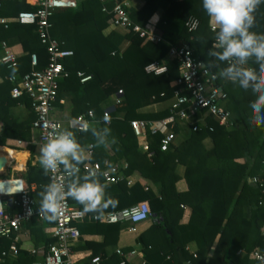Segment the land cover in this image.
Returning <instances> with one entry per match:
<instances>
[{
  "label": "trees",
  "instance_id": "obj_1",
  "mask_svg": "<svg viewBox=\"0 0 264 264\" xmlns=\"http://www.w3.org/2000/svg\"><path fill=\"white\" fill-rule=\"evenodd\" d=\"M114 1L121 0H106L104 3L111 9ZM102 4L101 0H77L76 7L56 9L50 18L52 36L63 41V47L73 51L71 56L62 59L69 75L60 79L53 105L62 110L64 106L59 99L68 93L71 95L67 106L68 116L76 117L89 110L93 112L90 118L93 127L88 131L67 128L81 146L92 144L100 149L101 144L93 132L102 135L103 129H111L104 143L108 144L112 154H107V150L103 153L95 149L91 160L100 163L105 157L111 163L125 160L128 163L127 172L150 178L158 187L156 195L149 189L145 190L138 180H131L129 185L125 182L113 184L112 194L106 198L112 197L117 203L105 211H115L141 201L147 203L151 224L137 237L145 260L143 264H229L234 258L237 264H258L253 254L264 246V192L250 178L262 175L264 171V126L251 123L250 104L255 99L251 89L244 90L238 82L221 76L229 63L212 54L221 49L214 46L217 32L208 25L209 18L203 10L202 0H145L138 10L127 8L131 21L146 27L149 17L162 5V14L151 28L160 37L157 41L147 40L132 29L125 30L124 34L114 29L105 33L103 30L112 22L114 15L103 11ZM33 8V5L23 1L0 0V16H14L19 10ZM191 16L198 19V26L188 31L184 22ZM254 17L255 23L250 30L264 34V0L258 5ZM2 40L9 46L18 43L22 49L15 67L2 64L6 71L1 73L2 76L28 71L31 53L37 54V67L46 64L48 55L35 32V26L14 21L9 22L7 27L0 24V42ZM171 45L189 47L194 56L216 74V83L227 94L222 106L230 112L229 123L224 125L206 116L207 126H203L199 122L200 114H196L191 123L174 127L175 139L166 150L159 148L162 134L148 131L151 152L148 156L139 149L130 121L157 120L166 116L174 90L186 92L182 86L174 84L178 77V62L166 57ZM153 61L165 64L166 71L159 74L146 72L145 65ZM247 66L259 74L254 57ZM77 71L84 72L90 78L80 82ZM2 76L0 145L4 144L6 138H16L28 132L34 118L28 98L12 97L9 93L11 84ZM7 81L10 85L5 88L4 82ZM118 90H122L120 101L109 112L110 124H105L103 104L107 100L112 103ZM16 102L30 110L22 120L15 118L10 111ZM164 102H168V105H162L160 109H145L151 104ZM192 123L199 125V129L193 130ZM113 137H116L117 143L112 142ZM205 138L210 140L209 149L204 147ZM2 154H13L17 158L20 152L0 148ZM179 163L185 166L183 179L186 189L183 191L176 187L180 179L176 173ZM84 177L79 172L69 178V185L77 179L82 181ZM25 178L38 184L33 193L36 198L49 184L44 169L30 163H27ZM99 181L102 183V180ZM181 205L190 209L188 223L184 225L179 223ZM93 214H85L80 222L75 223L80 236L71 248L90 251L82 264H88L93 256L99 257L98 264H119L121 258L130 264L132 248L121 249L123 257L115 251L111 254L105 251V246L116 243L121 223L97 222L92 220ZM53 227L54 222L35 215L28 220L30 240H14L16 233L0 236V254L8 251L12 245L17 248L15 255L9 254L0 264H33L35 257L29 252L30 249L39 244L46 249L54 240L51 235ZM87 235H98L101 240L86 238ZM81 239L82 244L77 245ZM191 243L196 248L188 253L185 246ZM212 245L213 253L207 256ZM239 248L242 255L237 258L234 253Z\"/></svg>",
  "mask_w": 264,
  "mask_h": 264
},
{
  "label": "built area",
  "instance_id": "obj_2",
  "mask_svg": "<svg viewBox=\"0 0 264 264\" xmlns=\"http://www.w3.org/2000/svg\"><path fill=\"white\" fill-rule=\"evenodd\" d=\"M23 1L33 5V9L19 10L14 16H1L0 24L8 26L11 21L20 24H30L35 26V32L40 42L45 46L48 58L42 67H37L38 57L36 53L29 55L30 69L23 73H12L7 75L6 79L10 82L9 93L12 97L26 96L29 101V108L34 114L30 128L37 131V142L39 148L50 138L67 130V128L81 130L89 126L90 118L93 112L89 110L86 114H79L76 117H68L64 121L53 115L54 105L58 94L59 81L62 77L69 74L64 69L62 59L71 56L73 51L63 47V41L58 40L51 34V16L56 9L74 8L77 6V0H16ZM106 0H101L102 10L112 12L114 18L111 24L124 30H134L140 36L150 41L160 40V37L151 31V28L142 27L133 23L127 12V4L124 1H114L111 9L105 5ZM188 31L195 30L198 26L196 17H189L184 22ZM2 54L0 63L7 67L17 65L18 54L4 40L0 42ZM166 57L175 59L178 62V77L174 84L180 85L185 89L174 90L173 98L170 102L169 113L157 120H138L130 121V125L136 136L138 147L142 152L151 155L149 143L147 140L148 131L152 134L160 132L159 148L166 150L173 143L176 133L174 127L182 123H191V119L200 114L199 122L207 126L206 116H210L218 123L228 125L230 112L223 107L227 94L216 83V74L212 73L206 66L194 56L192 50L185 46L171 45L167 51ZM230 63V62H228ZM248 69L252 70L250 67ZM146 72L159 74L166 71V65L157 61L145 65ZM76 75L80 82H85L90 78L82 71H77ZM122 90H118L113 98V102L104 110L103 117L108 115L113 105L120 101ZM61 101V100H60ZM192 129H199V125L192 123ZM212 130L211 126H208ZM23 144L22 140H17L16 145ZM93 153V145H88L87 154ZM81 173L86 176H94L105 182L118 183L125 181L131 184V178L126 175L128 168L127 162H110L104 160L85 161L78 165ZM49 183L58 182L64 185L65 190L69 186V178L64 166L61 165L55 172L48 173ZM250 181L256 183L264 192V171L262 175L251 176ZM34 183H29L24 177L17 174H10L0 177V236H9L19 231L21 225L35 215L38 210L35 207V198L33 190ZM15 208L16 210L9 211ZM31 210V214L29 211ZM146 202L141 201L122 207L115 211L104 212L103 215L92 216V220L101 223H128V230L136 232L137 224L150 217ZM39 216V215H38ZM82 209L73 206L68 199L64 202V207L59 218L54 221V227L51 232L54 240L47 246L33 248L30 253L42 255V259L33 262V264H82L73 257L71 246L78 240L80 232L75 223L84 218ZM40 217V216H39ZM41 218V217H40ZM264 243V237H263ZM17 248L12 245L8 251H2L0 260H4L9 254L15 255ZM116 253L123 257V251L117 249ZM131 253H134L131 251ZM254 259L258 264H264V246L255 251ZM99 257L93 256L88 264H98ZM126 260L121 258L119 264H126Z\"/></svg>",
  "mask_w": 264,
  "mask_h": 264
},
{
  "label": "clouds",
  "instance_id": "obj_3",
  "mask_svg": "<svg viewBox=\"0 0 264 264\" xmlns=\"http://www.w3.org/2000/svg\"><path fill=\"white\" fill-rule=\"evenodd\" d=\"M262 0H202L203 10L206 12L213 31L217 32L216 45L221 49L212 53L221 61L230 62L221 72V76L232 82H238L244 90L251 89L255 99L250 104L251 123L264 126V34L251 31L255 23L254 13ZM255 58L259 66V74L245 67L248 61ZM103 123L110 124L108 115ZM93 125L81 129L88 131ZM111 133L110 128L103 129V134L94 131L98 143L103 144ZM117 143L116 137L112 138ZM40 164L45 174L55 173L61 165L67 175L72 177L79 173V164L87 160L81 145L70 130H65L47 140L39 149ZM94 176L77 179L65 190L63 184L51 182L40 193V207L38 215L46 221H56L62 213L64 202L71 198L82 207L83 214L94 213L103 215L105 210L117 201L112 197L106 198L105 189ZM31 214V210L29 211Z\"/></svg>",
  "mask_w": 264,
  "mask_h": 264
},
{
  "label": "crops",
  "instance_id": "obj_4",
  "mask_svg": "<svg viewBox=\"0 0 264 264\" xmlns=\"http://www.w3.org/2000/svg\"><path fill=\"white\" fill-rule=\"evenodd\" d=\"M121 1L126 2L128 8H133L136 10L140 9L145 3V0H121ZM162 10H163V8H162V5L160 4L158 9L156 11H154V13H152V15L147 20L146 23L148 25L147 26L148 28H154L155 24L157 23V21L159 20L161 14H162ZM208 25L210 26L211 30H213V26H212L209 19H208ZM113 29L122 33V34H124L126 32L124 29H122L120 27H115L111 23H109L104 28L103 31L105 33H107L108 31L113 30ZM216 43H217V41H216ZM216 43H214V46L216 45ZM10 46L18 54V56L22 53V49H21L20 44L15 43V44H12ZM0 48H1V46H0ZM0 54H1V50H0ZM1 66H2V64L0 63V79H2L1 73L6 72L5 69H3ZM2 77H3V80L6 79L7 74L5 76H2ZM4 85H5L4 87L6 88V85L8 86L10 84L7 81V82H4ZM70 98H71V95H69L68 93H64L62 95V97L59 99V102L64 106V108L62 110H58L57 108L54 107V109H53L54 116H55V112L59 113L58 117L57 116H55V117H57L63 121L65 119H67L68 117H70V116H68V113H67V106L69 104ZM112 99H110V100H112ZM110 104H111V102L109 100H107L104 102L103 107L106 109ZM162 105L167 106L168 102L167 103L166 102L154 103V104L147 106L145 109L156 110L158 108L159 109L162 108ZM10 111L14 114L15 118L22 120L28 116L30 110H28L27 107H25L23 104L16 102L15 105L11 106ZM63 111H65L66 116L63 115ZM1 124L2 123L0 122V131L2 128ZM37 135H38L37 131L29 128L28 132L25 131L22 134H20V136H23V137L18 136L16 138H6L4 144L0 145V148L6 149V150L13 152V153L19 151L20 155L17 158H15V156L13 154H10L9 156L3 155V154L0 155V156L4 157L6 160L5 166L0 168V177H4V176L10 175V174H12V175L17 174V175H20V176L25 178L27 163H30V165H32V166L43 168L42 165L40 164V156H39V149L40 148H39V145L37 142ZM17 140H22L23 144L17 146L16 145ZM204 144H205L204 147L206 149H209L211 147V143H210V140L208 138L204 139ZM107 145L108 144H105V143L101 144L100 149L99 148L97 149L93 146V153L95 152V149H96V151H100V152L103 151V153L105 150H107L106 151L107 154L109 152L111 155L112 151L109 149V146H107ZM81 148H82L84 154L87 156L86 161H98V160H91L93 153L90 156L87 154L88 145L87 146H81ZM105 158L106 159H104V160L110 161L109 158H107V157H105ZM124 161L125 160H119L116 162L120 163V162H124ZM20 164H22L21 168H19ZM184 170H185V166L183 164L179 163L176 165V173L180 176V179L176 182V187H177V190H179V191H183L186 189V182L183 179ZM125 173H126V175H128L131 178L132 182H134L135 180H138L140 185L145 190L149 189L154 194H156V195L158 194V187L152 179L140 176L139 174L129 173L127 171ZM81 175H85V174L81 173ZM136 175H137V177H136ZM97 179H100V178H97ZM100 180H102V179H100ZM75 182L76 181H74L73 183H75ZM123 182H125V181H120L118 183H109V182H105L102 180V184L108 185V187H106V189H105V196L112 194L111 192L113 191L112 189L114 188L113 184H121ZM29 183L35 184L34 185L35 189L33 190V193H34V191L37 190V188H38V184L34 181L29 182ZM125 184H126V182H125ZM127 185H129V184H127ZM37 197L38 198H36L34 196L35 202H36L35 207L37 210H39L41 195H38ZM70 202L73 206L80 208V205H78L75 201H70ZM124 207H126V206H124ZM180 207H181V217H180L179 223L181 225H184V224L188 223V219H189V215H190V209H189V207H187L185 205H181ZM12 210L14 211L16 209L12 208ZM150 224H151V219L148 218L145 221H142V222L137 224L136 232H130L128 230L129 224L128 223H121L119 233L117 235L116 243H112V244L105 246V251L107 252V254H111L114 251L116 252L117 249H123V248L130 247V248H132L131 251L134 252V253H132L133 258L130 260V264H143L145 260L143 257V252L141 250V245L138 242L137 237L139 236L140 233L145 231L150 226ZM51 225H53V224H51ZM27 227H28V221L22 224L19 232H16V234L14 236V240H16V241L30 240L31 235L29 234ZM86 238L101 240V237L98 235H94V236L93 235H87ZM82 242H83L82 239L79 240L77 245L82 244ZM40 247H43V245L39 244L33 248H40ZM33 248H31V249H33ZM195 248L196 247H195L194 243H191V244L185 246V250H187L188 253H191L193 250H195ZM213 250H214V245H212V247H210V249L208 250L207 256L212 255ZM72 252H73V257L76 258L79 263H82V261L84 260V258H86L88 256L90 251L89 250H83V249H72ZM234 254L238 256L237 258H239L240 255H242L241 249L240 248L237 249ZM33 256L35 257V261H39L42 259V255L40 253L33 254ZM0 261H2V260H0ZM229 264H237V260L234 258V259H232V262Z\"/></svg>",
  "mask_w": 264,
  "mask_h": 264
},
{
  "label": "water",
  "instance_id": "obj_5",
  "mask_svg": "<svg viewBox=\"0 0 264 264\" xmlns=\"http://www.w3.org/2000/svg\"><path fill=\"white\" fill-rule=\"evenodd\" d=\"M5 162H6L5 158L0 156V168L5 166L6 164Z\"/></svg>",
  "mask_w": 264,
  "mask_h": 264
},
{
  "label": "rangeland",
  "instance_id": "obj_6",
  "mask_svg": "<svg viewBox=\"0 0 264 264\" xmlns=\"http://www.w3.org/2000/svg\"><path fill=\"white\" fill-rule=\"evenodd\" d=\"M58 112H55V116H57L58 117ZM54 115V114H53ZM62 115V114H61ZM63 115H65L66 116V114H65V111H63Z\"/></svg>",
  "mask_w": 264,
  "mask_h": 264
},
{
  "label": "bare ground",
  "instance_id": "obj_7",
  "mask_svg": "<svg viewBox=\"0 0 264 264\" xmlns=\"http://www.w3.org/2000/svg\"><path fill=\"white\" fill-rule=\"evenodd\" d=\"M24 152H25V151H24ZM21 167H22V164L19 165V168H21Z\"/></svg>",
  "mask_w": 264,
  "mask_h": 264
}]
</instances>
